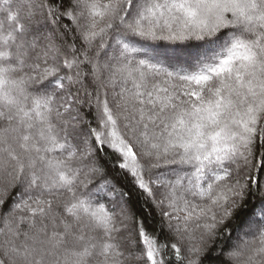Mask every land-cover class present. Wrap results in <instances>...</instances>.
I'll list each match as a JSON object with an SVG mask.
<instances>
[{
  "label": "snow or ice",
  "instance_id": "obj_1",
  "mask_svg": "<svg viewBox=\"0 0 264 264\" xmlns=\"http://www.w3.org/2000/svg\"><path fill=\"white\" fill-rule=\"evenodd\" d=\"M0 264H264V0H0Z\"/></svg>",
  "mask_w": 264,
  "mask_h": 264
}]
</instances>
